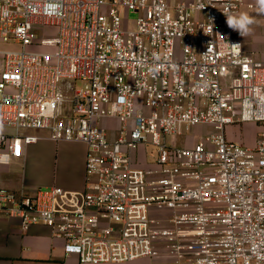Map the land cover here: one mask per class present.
I'll return each mask as SVG.
<instances>
[{
    "label": "built area",
    "instance_id": "obj_1",
    "mask_svg": "<svg viewBox=\"0 0 264 264\" xmlns=\"http://www.w3.org/2000/svg\"><path fill=\"white\" fill-rule=\"evenodd\" d=\"M261 2L178 0L172 16L170 0H0V44L18 46L0 48V165L39 141L32 131L87 146L83 189L0 185V218L47 226L79 264H264V128L252 146L226 132L264 126V62L226 24ZM68 80L84 85L60 89ZM198 125L212 132L167 142ZM148 143L153 168L134 157Z\"/></svg>",
    "mask_w": 264,
    "mask_h": 264
},
{
    "label": "crops",
    "instance_id": "obj_2",
    "mask_svg": "<svg viewBox=\"0 0 264 264\" xmlns=\"http://www.w3.org/2000/svg\"><path fill=\"white\" fill-rule=\"evenodd\" d=\"M242 13L251 17L253 12L243 9ZM248 37L246 36L244 40L245 51L253 53L256 59L264 62V51L258 47L256 38L252 41ZM234 126L232 124L226 128L228 139L244 142L247 146L255 144L258 134L264 128L256 122H243L240 126L242 132L244 127L252 128L254 131L252 139L245 140L242 133L240 136L232 135ZM33 134L40 136V139L28 145L21 158L0 165V185L12 190L23 187L33 190L54 185L68 189H83L87 146L82 142L54 141L50 138V133L44 130ZM142 146L135 151L136 165L144 168L155 167L154 163L147 162L145 158L142 160ZM147 260L151 264V261ZM70 263L79 264L76 256L68 259L65 257L63 242L53 237L47 226H32L23 231L18 220L0 218V264Z\"/></svg>",
    "mask_w": 264,
    "mask_h": 264
},
{
    "label": "rangeland",
    "instance_id": "obj_3",
    "mask_svg": "<svg viewBox=\"0 0 264 264\" xmlns=\"http://www.w3.org/2000/svg\"><path fill=\"white\" fill-rule=\"evenodd\" d=\"M107 2H109V0H106ZM178 0H170V5H171V15L174 16V11H173V7L175 6L176 2ZM119 15L122 18V27H127L128 29H135V22L138 18V14L134 13V12H128L126 11L124 8H120L119 9ZM255 23L252 26V32L250 35H248L250 40H257V45L258 47H260V49H263L262 51H264V12L261 11H256L252 13L251 16ZM126 23V24H125ZM35 30L38 32L39 36H43V35H50L53 34L56 30V28L54 26L48 25L45 26L44 28H42V26H35L34 27ZM0 48L2 49H17L18 46L17 45H13V44H0ZM27 50H33V51H52L51 48H47V47H39V46H29L27 47ZM67 83H71L73 85V87L75 89H80L83 87L84 82L82 80H68L66 82H61L59 85L60 89H65V85ZM63 96H64V107L68 108L70 107V100H71V95L67 92H65V90L63 91ZM101 125L107 129H111V130H116V128H118L119 123L116 119H103L101 122ZM243 123H235L234 125V129L232 131V135H237L240 136L241 133L243 134L245 140H250L253 137V129L252 128H247L244 127L243 132L241 130V125ZM258 125H263L261 123H257ZM4 130L6 129L7 131L10 132H14L13 129H7V128H3ZM36 131H32L31 133H35ZM212 132V127L210 126H206V125H198L196 127H192L190 128L188 131H184L183 135L181 137L178 138H174L172 136H168L167 137V142L169 144H174V145H179V146H188L189 144H193L195 143L197 140H202L206 137V135L210 134ZM237 143L243 144V145H247L246 143H242L240 141H235ZM142 160H144V158L147 160V162L149 163H154L155 159H156V154H157V148L148 143L146 144V146H142ZM144 154V155H143ZM72 264V263H70ZM125 264H150L149 261L147 259H140V260H136V261H131V262H126ZM152 264H158L156 262H152Z\"/></svg>",
    "mask_w": 264,
    "mask_h": 264
},
{
    "label": "clouds",
    "instance_id": "obj_4",
    "mask_svg": "<svg viewBox=\"0 0 264 264\" xmlns=\"http://www.w3.org/2000/svg\"><path fill=\"white\" fill-rule=\"evenodd\" d=\"M260 11L264 12V2H261ZM255 23L254 19L246 13H241L238 16H228L226 24L229 28L237 31L242 37L248 36L252 32V25ZM233 47H239L238 44Z\"/></svg>",
    "mask_w": 264,
    "mask_h": 264
}]
</instances>
